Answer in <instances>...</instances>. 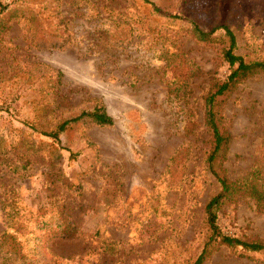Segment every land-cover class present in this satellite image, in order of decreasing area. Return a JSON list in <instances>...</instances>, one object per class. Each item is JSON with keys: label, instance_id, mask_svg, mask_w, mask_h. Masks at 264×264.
I'll list each match as a JSON object with an SVG mask.
<instances>
[{"label": "rangeland", "instance_id": "obj_1", "mask_svg": "<svg viewBox=\"0 0 264 264\" xmlns=\"http://www.w3.org/2000/svg\"><path fill=\"white\" fill-rule=\"evenodd\" d=\"M148 1L0 0V264H189L199 252L203 205L218 189L202 98L227 65L222 31L205 44L190 22L226 25L237 53L264 60V0ZM98 101L111 125L41 134ZM221 111L225 175L260 163L263 175L264 74L238 83ZM216 221L226 235L264 239V210L248 195ZM201 264H264V249L221 244Z\"/></svg>", "mask_w": 264, "mask_h": 264}, {"label": "trees", "instance_id": "obj_2", "mask_svg": "<svg viewBox=\"0 0 264 264\" xmlns=\"http://www.w3.org/2000/svg\"><path fill=\"white\" fill-rule=\"evenodd\" d=\"M146 3L153 4L148 0ZM5 9V5L0 2V11ZM154 9L159 11L158 8ZM8 13V9L5 11ZM4 12V13H5ZM5 13V14H6ZM173 17H178L172 15ZM8 18V17H6ZM192 34L199 42L209 44L214 42L211 35L216 30H221L224 41L220 48V56L227 65V73L224 77L216 79L211 77L207 89L202 98V120L205 132L207 134L208 148L204 155L206 168L218 184V189L211 194L203 205V223L205 234L199 252L195 255L189 264H201L219 245L234 247L238 246L244 251H259L264 249V239L243 240L236 236L222 233L216 221L217 211L227 203H234L239 197L249 196L257 210H264V174L259 176L262 164L256 170H251L246 177L241 179H229L222 166L226 158L228 144L231 140V134L226 128V123L222 114V104L233 91L238 83L244 79L256 74H264V60L252 59L245 60L244 57L236 52V38L234 33L226 25H216L208 31L202 30L194 22H190ZM181 61H172V58L166 57L165 69L171 71L174 76L184 80L187 76L186 70H181L177 65ZM77 123L95 124L99 126H109L112 124V118L107 113L105 106L101 101L94 103L89 109L81 110L76 115L63 118L49 131H42L41 134L49 137L53 141H58L61 133L65 132L70 126ZM189 133V129L185 128ZM261 158L264 160V142L260 146ZM183 151H180V155ZM179 153V152H178ZM184 155V153H183ZM178 155L172 157V161L177 160ZM170 169L176 172V163H171ZM178 177L173 173L171 180ZM4 216V215H3ZM5 222V217H4ZM42 226L47 227L50 223L42 221Z\"/></svg>", "mask_w": 264, "mask_h": 264}]
</instances>
